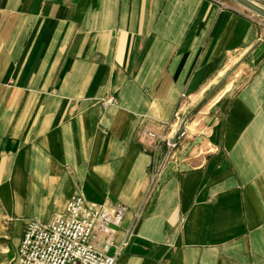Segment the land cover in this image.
Returning <instances> with one entry per match:
<instances>
[{
    "label": "crops",
    "instance_id": "1",
    "mask_svg": "<svg viewBox=\"0 0 264 264\" xmlns=\"http://www.w3.org/2000/svg\"><path fill=\"white\" fill-rule=\"evenodd\" d=\"M179 110L164 163L141 132ZM75 195L127 207L116 264H264V19L231 0H0V264Z\"/></svg>",
    "mask_w": 264,
    "mask_h": 264
},
{
    "label": "built area",
    "instance_id": "2",
    "mask_svg": "<svg viewBox=\"0 0 264 264\" xmlns=\"http://www.w3.org/2000/svg\"><path fill=\"white\" fill-rule=\"evenodd\" d=\"M220 6L222 10H234L225 2H220ZM184 120V114L179 110L171 122L161 123L158 130H143V144L165 145L166 163L173 158L172 153L186 136L185 128L176 137ZM127 211L124 205L107 209L75 195L65 213L55 216L47 224L27 226L15 264H116L132 236L131 231H127L123 241L119 245L116 243Z\"/></svg>",
    "mask_w": 264,
    "mask_h": 264
},
{
    "label": "water",
    "instance_id": "3",
    "mask_svg": "<svg viewBox=\"0 0 264 264\" xmlns=\"http://www.w3.org/2000/svg\"><path fill=\"white\" fill-rule=\"evenodd\" d=\"M231 1L239 4L240 6L244 7L245 9H247V10H249V11L255 13V14H257L258 16H260V17H262L264 19V0H231ZM227 77H225L223 80H221L219 82V84L216 85L213 88V90H211V92L206 96L205 100H207L211 96V94H213L214 91L217 90L220 87V85L225 81V79ZM192 114H193V112H190L186 116V118H185L184 122L182 123V125L180 127V130L178 131L176 137H179L183 133V131L185 129V124H186L187 120L189 119V117Z\"/></svg>",
    "mask_w": 264,
    "mask_h": 264
}]
</instances>
